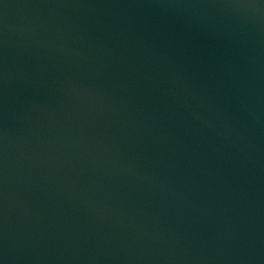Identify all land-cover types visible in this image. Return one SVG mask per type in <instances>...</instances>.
I'll use <instances>...</instances> for the list:
<instances>
[{
  "label": "water",
  "instance_id": "95a60500",
  "mask_svg": "<svg viewBox=\"0 0 264 264\" xmlns=\"http://www.w3.org/2000/svg\"><path fill=\"white\" fill-rule=\"evenodd\" d=\"M0 264H264V0H0Z\"/></svg>",
  "mask_w": 264,
  "mask_h": 264
}]
</instances>
